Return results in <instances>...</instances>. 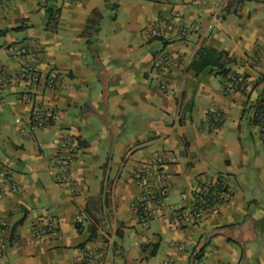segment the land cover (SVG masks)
<instances>
[{
	"label": "crops",
	"instance_id": "1",
	"mask_svg": "<svg viewBox=\"0 0 264 264\" xmlns=\"http://www.w3.org/2000/svg\"><path fill=\"white\" fill-rule=\"evenodd\" d=\"M5 1L0 62L15 81L0 89V165L14 173L16 187L0 178V219L10 226L0 264H77L102 250L106 257L98 264H264V134L255 120V93L264 92L262 0ZM95 10L98 31L87 29ZM176 11L194 25L186 38L149 34ZM26 41L39 45L38 86L16 79L21 62L9 54ZM203 46L228 53L229 74H197L191 64ZM161 51L171 62L157 71L153 59ZM51 75L54 88L46 82ZM25 91L51 111L49 125L27 135L21 124L33 104L22 100ZM216 109L223 112L219 122L211 115ZM233 115L235 143L217 151L211 134L225 133ZM246 117L259 140L245 137ZM65 136L80 149L71 169L75 192L50 173ZM159 155L171 157L161 169L167 204L180 205L184 192L193 199L212 170L227 184V201L196 223L189 208L184 221L139 218L131 206L137 192L132 170ZM51 219L58 236L35 234Z\"/></svg>",
	"mask_w": 264,
	"mask_h": 264
},
{
	"label": "built area",
	"instance_id": "2",
	"mask_svg": "<svg viewBox=\"0 0 264 264\" xmlns=\"http://www.w3.org/2000/svg\"><path fill=\"white\" fill-rule=\"evenodd\" d=\"M9 3L5 0L0 1V10L7 9ZM194 29V25L188 24L184 16L176 11L163 15L149 29L152 37H168L174 36L179 39L186 38ZM12 58L21 62V69L17 73L16 79L27 86H38L42 77L37 70L40 49L35 41H26L13 45L9 50ZM170 55L166 51H161L155 55L153 59V68L155 70L164 69L171 61ZM15 79L6 74L4 65L0 62V89L8 87ZM47 86L54 88L57 85V77L51 75L46 79ZM159 86L162 91H168L169 85L166 81L160 80ZM232 87L224 89L225 93H230ZM22 100L33 104L31 115L22 121V132L24 134L35 133L44 129L50 123L51 111L48 105L36 103L34 95L30 91L22 94ZM211 115L216 122L223 118L221 110H212ZM255 120L258 132L264 134V92L260 96V100L256 103ZM79 145L77 140L71 136L61 137L57 145V152L53 157L50 173L55 175L56 179L61 183H70L72 192L77 189V181L71 178V169L77 160L79 154ZM169 156V155H168ZM159 155L149 164L137 165L132 170V177L137 189L136 196L131 202L133 211L142 220H150L158 216L164 215L167 219L175 216L178 220L184 221L188 218L187 208L190 209V217L193 222L203 220L217 203H224L229 197L226 182L218 176H204L200 185L194 192L191 199L188 193H182V203L180 205H169L166 200L169 196V188L161 173L162 166L165 165L167 159L171 157ZM0 178L2 181L14 183V173L7 167L0 165ZM83 217L78 214L75 222L81 223ZM8 231H10L9 223L5 219H0V251L4 247L7 240ZM35 234L39 236L56 237L59 230L56 222L51 219L45 224L36 227ZM111 244V243H110ZM109 244V247L111 245ZM105 250L92 252L84 257H80L77 264H98L99 260L106 257ZM163 264H176L172 259H167ZM225 264V263H218Z\"/></svg>",
	"mask_w": 264,
	"mask_h": 264
},
{
	"label": "trees",
	"instance_id": "3",
	"mask_svg": "<svg viewBox=\"0 0 264 264\" xmlns=\"http://www.w3.org/2000/svg\"><path fill=\"white\" fill-rule=\"evenodd\" d=\"M246 1L251 0H238L241 4ZM262 2L264 3V0ZM57 10L55 6L49 7L50 20L56 21ZM100 20L101 14L96 10L93 11L88 20L87 29L94 28L98 31ZM231 61L232 59L226 51L203 46L197 51L191 66L197 74L208 72L217 76H225L230 72L228 65Z\"/></svg>",
	"mask_w": 264,
	"mask_h": 264
},
{
	"label": "rangeland",
	"instance_id": "4",
	"mask_svg": "<svg viewBox=\"0 0 264 264\" xmlns=\"http://www.w3.org/2000/svg\"><path fill=\"white\" fill-rule=\"evenodd\" d=\"M262 90V88H259L258 89V91H257V93H255V95H256V100L257 101H259L260 100V93L258 94V92H260ZM262 93V92H261ZM256 103V102H255ZM233 121H234V115H233V117L231 118H229L228 120H227V123H226V126H225V133H220V131L221 130H219L218 132L219 133H213V134H211L213 137H214V139H215V141L217 142L216 144H215V146H214V148L217 150V151H220L221 149H222V147L225 145V144H227V145H229V147H232V145L235 143V141H233V140H231L232 138H234V137H232V135H231V125L233 124ZM243 125H245L246 127H247V129H246V132H244V133H246L245 134V137L246 138H248V140L251 142L252 141V135H251V133L254 135V137H255V139L256 140H259V138H258V136L256 137L255 135H256V133H257V128L256 127H254L253 128V126H252V129H251V126H250V121H249V117H246L245 119H244V122H243ZM223 128V127H222ZM223 138H225V141H228V143H225V141L223 140ZM236 139V138H235ZM208 174L209 175H213V176H215V174H220V173H218L217 171H215V170H212V171H210V172H208Z\"/></svg>",
	"mask_w": 264,
	"mask_h": 264
}]
</instances>
